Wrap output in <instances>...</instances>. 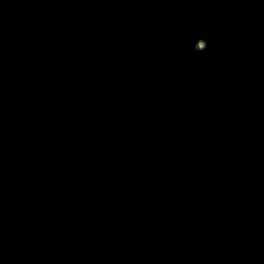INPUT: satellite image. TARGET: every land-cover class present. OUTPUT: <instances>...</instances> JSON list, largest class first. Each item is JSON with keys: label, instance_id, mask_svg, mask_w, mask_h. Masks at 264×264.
Returning a JSON list of instances; mask_svg holds the SVG:
<instances>
[{"label": "water", "instance_id": "95a60500", "mask_svg": "<svg viewBox=\"0 0 264 264\" xmlns=\"http://www.w3.org/2000/svg\"><path fill=\"white\" fill-rule=\"evenodd\" d=\"M0 264H264V0H0Z\"/></svg>", "mask_w": 264, "mask_h": 264}]
</instances>
